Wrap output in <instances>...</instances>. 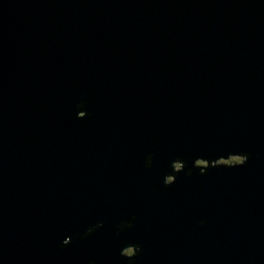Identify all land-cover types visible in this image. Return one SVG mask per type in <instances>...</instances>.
I'll return each instance as SVG.
<instances>
[{
  "label": "water",
  "instance_id": "obj_1",
  "mask_svg": "<svg viewBox=\"0 0 264 264\" xmlns=\"http://www.w3.org/2000/svg\"><path fill=\"white\" fill-rule=\"evenodd\" d=\"M0 264H264V0H0Z\"/></svg>",
  "mask_w": 264,
  "mask_h": 264
},
{
  "label": "rangeland",
  "instance_id": "obj_2",
  "mask_svg": "<svg viewBox=\"0 0 264 264\" xmlns=\"http://www.w3.org/2000/svg\"><path fill=\"white\" fill-rule=\"evenodd\" d=\"M224 161V160H223ZM228 163H231V162H240L241 161V159L239 158V157H232V158H230L229 160H226ZM198 163L199 164H201V165H203V163H202V161H198ZM176 168L177 169H179V164L176 166ZM168 180H170L169 178H168ZM124 252L125 253H127V254H129L130 255V253H133V251H132V249H131V247L129 248H126L125 250H124Z\"/></svg>",
  "mask_w": 264,
  "mask_h": 264
},
{
  "label": "bare ground",
  "instance_id": "obj_3",
  "mask_svg": "<svg viewBox=\"0 0 264 264\" xmlns=\"http://www.w3.org/2000/svg\"><path fill=\"white\" fill-rule=\"evenodd\" d=\"M236 157H238V156H236ZM231 158V157H230ZM240 158V157H239Z\"/></svg>",
  "mask_w": 264,
  "mask_h": 264
}]
</instances>
